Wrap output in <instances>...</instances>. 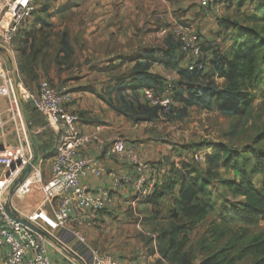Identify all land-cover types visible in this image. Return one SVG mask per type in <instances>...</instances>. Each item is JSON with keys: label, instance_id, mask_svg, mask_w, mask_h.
Instances as JSON below:
<instances>
[{"label": "rangeland", "instance_id": "obj_1", "mask_svg": "<svg viewBox=\"0 0 264 264\" xmlns=\"http://www.w3.org/2000/svg\"><path fill=\"white\" fill-rule=\"evenodd\" d=\"M258 1L233 0L202 9L197 0H120L114 4L113 14L99 18L92 12L91 0H39L33 22H30L29 30L34 34L29 37L35 41V52L25 69L26 74L19 73L17 63L21 66L24 61V47L27 46L24 43L28 41L25 32L30 17L19 27L10 47L18 78L29 90L42 78L48 79L57 89L64 84L76 87L77 75L93 72L82 88L91 89L90 86L95 85L98 89L101 83L103 88L108 85L106 89L110 93L105 99L108 106L123 111L127 114L124 116L134 122L139 120L138 128L131 134L132 142L139 144L147 140L140 149L147 157H137L158 165L162 169L161 177L164 175L166 179L172 168L205 179L213 207L187 234L186 247L195 252L192 264H201L213 255H218L217 261L227 256L237 258L233 264H252L256 252L243 250L254 237L264 232V217L248 222L241 216L226 215L229 210L238 213L244 199L233 194L222 182L236 176L234 170L223 167L226 157H235L241 169L248 172L255 164V153H264V140H257L264 130V78L253 83L250 106L233 115L222 113L221 102L213 98L207 100L209 109L203 105L191 107L185 113H181L178 102L181 97L193 93L191 91L201 93L225 87L226 82L219 74L218 58L232 44L230 39L244 26L256 27L264 35L261 11L255 20L250 19ZM180 28L194 33L197 42L209 49L204 75L186 70L188 57L181 50L176 35ZM63 33L69 50L62 46ZM32 52L30 49L27 54ZM0 59L2 67L9 68V56L0 53ZM141 75L146 80L143 86L153 88L156 97L165 94V83H173L171 107L174 105V109H170L175 111L173 114L158 111L159 116L154 114L157 120L148 121L150 123L143 120L152 113V108L145 104L143 86H140L143 82L136 79ZM110 82H115V86ZM116 87L129 95L128 108L118 97L110 98ZM47 146L48 150L40 155L43 177L49 171V158L53 155L50 139ZM216 154L217 158L208 161ZM251 179L259 188L262 176L255 174ZM178 189L176 185L173 191H166L156 205L139 202L132 208L130 196L120 221L115 218L123 226L122 235L128 234L131 238V242L124 243L125 248L129 246L134 249L133 254L143 257L141 264H155L160 258L158 237L163 231H169L173 223L183 222L174 218ZM34 194L39 195L42 203L43 193L38 183L23 200L34 199ZM13 206L26 213L23 205Z\"/></svg>", "mask_w": 264, "mask_h": 264}, {"label": "built area", "instance_id": "obj_2", "mask_svg": "<svg viewBox=\"0 0 264 264\" xmlns=\"http://www.w3.org/2000/svg\"><path fill=\"white\" fill-rule=\"evenodd\" d=\"M38 1L0 0V53L10 59L9 68H3L0 59V94L11 97L9 87L15 82L19 100L29 104L42 117L43 129L52 130L54 139L49 176H42L41 160L37 159L21 183L16 182L32 157L29 140L27 151L20 139L19 129H16V144L0 145V250L3 251L0 264H50L47 244L58 247L78 264H120L117 259L93 246L83 231L84 227L93 225L99 213L111 209L115 203L111 190L103 187L89 189L81 180L86 172L98 175L104 171L99 158L82 156L79 152L91 141L98 140L100 126H95L92 133L81 132L79 115L70 91L55 88L45 78L40 79L33 90H29L19 80L14 67L13 51L10 49L13 38L19 27L35 12ZM230 1L233 0H197V4L202 9H211L219 3ZM176 35L181 50L188 57L187 69L204 70V63L199 60L207 53L197 42V36L183 28L178 29ZM171 88L172 84L168 82L165 94L159 97L149 88H144L142 94L150 105L159 107L162 113H168L173 104ZM18 116L20 119L19 112ZM20 125L27 137L21 119ZM98 147L102 148L101 145ZM103 152L106 156L115 155L120 161L134 166L132 172L115 178L116 189L131 191L132 208L161 184L162 169L137 157L133 146L114 140ZM37 183L43 193L42 205L25 214L19 212L13 206V197L24 198ZM7 202L12 213L14 211L18 219H24L32 227L9 217L5 211ZM59 229L69 231L76 244L62 239L57 234ZM78 246L83 248L82 252L77 250Z\"/></svg>", "mask_w": 264, "mask_h": 264}, {"label": "trees", "instance_id": "obj_3", "mask_svg": "<svg viewBox=\"0 0 264 264\" xmlns=\"http://www.w3.org/2000/svg\"><path fill=\"white\" fill-rule=\"evenodd\" d=\"M259 11H261V20L264 21V0H259L257 2L255 13L250 19L255 20ZM232 25L237 26L236 23H233ZM17 33L14 38L17 36ZM26 33H28L26 37L28 38V41L24 43L27 45L24 48L27 52L24 49L25 56L22 65L20 66V63H17V70L21 74H26V68L29 66L28 62L33 60L35 52V41L29 37V34L33 32L27 30L25 34ZM61 41L64 49L69 50L66 35L64 33L61 36ZM230 41L232 44L228 47L227 51L218 58V65L221 68L219 74L226 82L225 87L219 90L213 89L201 93L191 91L193 93H188L178 101L180 103L181 113H185V110L191 107H202L203 105L206 106V109H209L207 103L208 98L220 101L221 112L228 115H233L238 110L250 106L253 100V94L251 93L253 83H259L261 82L260 80L264 78V35L256 27L250 28L244 26L239 28V32L232 37ZM201 48L203 52H209V49H207L206 46L201 45ZM30 49L33 50L31 55L27 54ZM206 61L207 56L199 60V62L204 63V69L207 66ZM186 70L198 75H204L203 69H194L190 71L186 67ZM136 79H138V82L139 80L140 82H143L140 86L146 84V80L142 75L136 77ZM130 84L133 83L131 82ZM130 84L127 85L129 86ZM167 84L168 83L164 84L165 90ZM171 84L173 85V83ZM119 87L115 88V90H117L116 93L118 94H116V98L118 97L122 102L121 104L128 108L130 106L127 101L129 95L122 93L123 90H120ZM144 88L151 89L153 94L157 96L153 91V88L148 86L141 87V89ZM86 90L91 91L92 89L87 88ZM170 92L172 100H174L173 88H171ZM145 104H148V107L152 108V113L149 116L146 115L143 120L151 121L156 119L161 112L160 108L150 105L146 100ZM171 108L174 109V105L173 107L170 106V109ZM118 111L127 115L121 110ZM169 112L170 114H173L175 111L169 110ZM138 121L139 120H137V122ZM257 140H264V130L258 134ZM217 154L214 155V157H210L208 161L217 158ZM254 159L255 164L248 172L241 169L240 163H238L235 157H226L223 163L225 169H232L236 174V176L230 180H223V184L233 194L241 196L244 199L238 213L229 210L226 212V215L231 217L241 216L248 222H253L260 217H264V153L256 152ZM255 174H260L262 176V182L259 188L254 186L251 179L252 175ZM176 185H179V189L177 190L175 197L176 212L174 213V218L183 222L173 223L169 231H163L160 234L158 237V251L160 253V258L155 261V264H192L195 259V252L186 247L187 234L189 233V230L193 229V227L212 210L213 207L204 178L197 175H191L189 172L182 174L181 171H175L173 168L170 169V176L168 179L163 175L161 184L158 185L142 202L156 205L166 191H173ZM245 251L256 252L257 257L253 260L252 264H264V232L254 237L246 249L243 250V252ZM217 257L218 255L210 256L203 260L201 264H233L237 259L236 257L225 256L222 257L220 261H217Z\"/></svg>", "mask_w": 264, "mask_h": 264}, {"label": "crops", "instance_id": "obj_4", "mask_svg": "<svg viewBox=\"0 0 264 264\" xmlns=\"http://www.w3.org/2000/svg\"><path fill=\"white\" fill-rule=\"evenodd\" d=\"M119 1L120 0H91L93 6L92 12L94 16L99 18H101L102 15L105 17L109 16L114 12H111L114 4ZM33 15L34 14L30 16L31 19H28L29 21L27 20L28 27H26V30L31 28L30 22L32 21ZM92 73L93 72L87 71L86 74L83 73L82 75H77L75 77V81L77 82V85H75L76 87H69L64 84L65 86L62 85L61 89L70 91V88H73L70 92L74 97V105L79 115V129L81 132L92 133L95 126H100L98 140L91 141L79 152L82 156L99 158L104 171L98 175L86 172L85 176L81 179L82 183L89 189L103 187L111 190L114 195L115 203L111 209L99 213L96 216L93 225L84 227L83 231L88 241L90 243L92 242L91 244H93L101 253L117 259L120 264H141L142 259L140 258L143 257H140L138 254H133L135 252L133 248H130L129 246L125 248L124 243L131 242V238L128 234L126 237L122 235L124 234V232L121 231V227L123 226L115 220V218H117V220L120 221L119 217L122 214V211L128 207L127 202L131 196L127 189H116L115 178L124 175L127 172H132L134 166L126 161H120L115 155L106 156L103 150L114 140H121L126 145L133 146L136 155L147 157L146 154L140 151V149L144 147L143 145H146L147 140H142L143 142H140L139 144L132 142L131 134L136 128H138L139 123L132 121L129 117L124 116V114L120 113L118 110L108 106V103L105 101L110 93L106 89L108 85L103 88L104 86L101 83V86H99L98 89L95 85H92L90 86L92 87L91 91L86 90L87 88H82L83 85L85 86V83L83 84V82ZM114 83L115 82H110L111 85ZM9 89L11 97H5L0 94V145L14 146L17 139V133H15V131L16 129H19L20 139L28 151L29 143L27 137L21 131V116L20 119L18 116L20 107L16 101L18 96L14 91L13 82L10 84ZM116 91L117 90L112 91L110 98L116 97ZM21 104L26 123L37 142V159L41 160L44 151L48 150L47 144L49 139L52 141L53 148V132L50 129H43L44 121L42 117L36 113L29 104H23L22 102ZM157 119L158 118L154 119V121ZM146 123L150 122L147 121ZM43 145H45V150L43 149ZM99 145H101V149H99ZM44 176L47 178L49 176V171L47 174L45 172ZM25 197L22 199L13 197L12 203L16 204L18 207L23 205L26 208L24 211L27 213L42 205L39 195L34 194L32 196L34 199L31 198V200L28 199L24 201L23 199H25ZM138 206L140 207L142 205L140 204ZM57 234L68 243L76 244L74 239L71 238L69 231L59 229ZM46 247L50 264H78L75 259L66 255L58 247L50 244H47ZM77 250L82 252L83 248L78 246ZM2 255L3 251L0 250V262Z\"/></svg>", "mask_w": 264, "mask_h": 264}, {"label": "water", "instance_id": "obj_5", "mask_svg": "<svg viewBox=\"0 0 264 264\" xmlns=\"http://www.w3.org/2000/svg\"><path fill=\"white\" fill-rule=\"evenodd\" d=\"M0 50H2V49L0 48ZM13 88H14V91L16 92V94H17V90L15 89V82H13ZM17 96H18V95H17ZM16 101H17V103L19 104V107H20V109H19V112H20V113H19V114H20V116H21L22 126H23V129H24V131H25L27 137H28V140H29V143H30V146H31V150H32V157H31V160H30L29 164L25 167V169L22 171V173H21L19 179H18L17 182H16V183H21L22 180L24 179V177H25V176L31 171V166L37 161V158H38V149H37V142H36V139L34 138L33 134L30 132V129H29L27 123H26L25 116H24V114H23L22 104H21V102H20V100H19L18 97L16 98ZM16 183H15V185H16ZM13 191H14V188L11 190V192H10V196L12 195ZM9 206H10V205H9V202H7V203H6V207H5V211H6V213H7V215H8L9 217L18 220V221H20L21 223L28 225L29 227H32V226H31L28 222H26L24 219H18V218L16 217V213H15L14 211H13V213H12L11 208H10Z\"/></svg>", "mask_w": 264, "mask_h": 264}]
</instances>
